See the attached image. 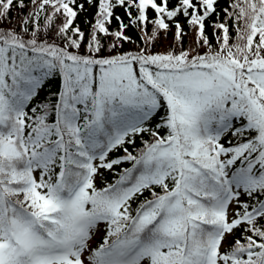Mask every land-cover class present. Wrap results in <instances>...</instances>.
<instances>
[{"label": "snow or ice", "instance_id": "1", "mask_svg": "<svg viewBox=\"0 0 264 264\" xmlns=\"http://www.w3.org/2000/svg\"><path fill=\"white\" fill-rule=\"evenodd\" d=\"M85 4L96 9L86 55ZM216 5L0 0V264H264V0H232L213 47ZM181 15L207 51L99 55L101 36L116 48L129 24L152 43L172 22L179 44ZM56 73V98L30 107ZM143 133L152 140L136 154L124 147ZM125 162L97 187L101 169Z\"/></svg>", "mask_w": 264, "mask_h": 264}, {"label": "trees", "instance_id": "2", "mask_svg": "<svg viewBox=\"0 0 264 264\" xmlns=\"http://www.w3.org/2000/svg\"><path fill=\"white\" fill-rule=\"evenodd\" d=\"M80 2H84V0H80ZM178 0H169V7H174ZM232 3V0H217V12L214 13L211 17L208 18L206 23V34L208 35L210 44L213 47L217 46V35H219V31H213V28L211 27L213 22H223L226 19L224 9L229 8V5ZM85 7L87 11L81 12L77 18L76 23L81 27L82 30L86 33V39L85 42L82 44L81 48L79 49L80 54H87V33L90 31V24L87 23V21H93L94 14H95V7L85 4ZM32 8V5L29 3L28 7L23 10L22 13H19V15L26 14L28 11H30ZM231 10V8H229ZM133 16L136 15L135 9H132ZM18 15V13L13 10L11 13V16L15 18ZM114 15L120 16L126 24L129 23V18L126 14L125 8L117 6L114 9ZM149 19H154L156 16V13L152 10H149L148 12ZM179 22L181 23L184 32L186 33L183 37V40L181 43L177 44L174 41V32L175 27L172 22L170 23V31L163 32L161 31L158 39L152 43H146L144 37L145 33L142 30L141 27L133 26L129 24V27L125 29V35H127L130 39L128 41H119L118 47L112 48L111 45L114 42L115 38L111 36H101V43L103 45L101 52L99 55L101 56H109V55H116V54H124L127 52H138L141 49H146L150 53H164L169 50L176 49L177 51L180 48H183L184 50H190L195 49L196 51H199L200 53H203L207 51V47H199L196 44V35L195 32L190 28V26L187 24V19L183 17L182 15L177 17ZM43 20V16L41 17V21ZM228 25L230 29V35L233 37V42L235 40V30L233 27V21L228 20ZM15 23V20L12 22ZM59 23V20L57 21ZM110 31H117L119 30V23L114 18L112 19L111 24L108 26ZM153 28V25L149 23L147 25V32H151ZM19 30V29H17ZM60 42V41H57ZM71 51H76L75 49H71ZM195 54V53H193ZM62 85V78L60 77L59 73L54 74L49 80L45 82V86L41 89L38 98L33 101V103L30 105V107L35 106L37 103H43L54 100L55 94L59 92ZM164 115L163 110H161L157 115H155L147 124L148 127L155 129V126L157 123L160 122V117ZM161 135L167 134V129H159L158 130ZM230 138V136L228 137ZM152 137L149 133H143L139 136L134 137V143L125 144L124 147H127L130 152L133 154H136L140 149L144 147V142L148 141L151 142ZM124 150L123 147L117 148L111 153H109V158L114 159L120 156H123ZM131 167V163L125 162L121 165L114 166V169L112 171L101 169V175L98 177L96 184L97 187H103L107 183L114 182V180L117 178L115 173L120 172L124 168ZM159 191V189H157ZM145 196H149L148 192H145ZM144 199V197H139V200ZM139 200H137L136 203L133 204V207H136ZM104 235V227L102 226V236L96 241V243L102 242ZM240 232L237 231L236 236H239ZM233 239V237L230 238V241Z\"/></svg>", "mask_w": 264, "mask_h": 264}, {"label": "rangeland", "instance_id": "3", "mask_svg": "<svg viewBox=\"0 0 264 264\" xmlns=\"http://www.w3.org/2000/svg\"><path fill=\"white\" fill-rule=\"evenodd\" d=\"M101 236H102V226H101V228H100L99 234H98V235L96 236V238H95V243H96V241H97ZM230 238H231V236L228 238L229 241H230Z\"/></svg>", "mask_w": 264, "mask_h": 264}]
</instances>
